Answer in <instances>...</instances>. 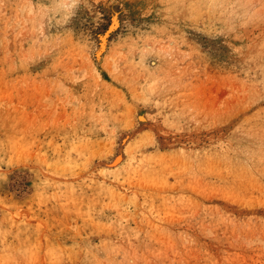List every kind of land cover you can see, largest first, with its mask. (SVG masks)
<instances>
[{
	"label": "rangeland",
	"instance_id": "1",
	"mask_svg": "<svg viewBox=\"0 0 264 264\" xmlns=\"http://www.w3.org/2000/svg\"><path fill=\"white\" fill-rule=\"evenodd\" d=\"M0 264H264V0H0Z\"/></svg>",
	"mask_w": 264,
	"mask_h": 264
}]
</instances>
